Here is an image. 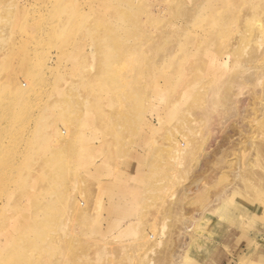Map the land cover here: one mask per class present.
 I'll return each instance as SVG.
<instances>
[{
  "label": "rangeland",
  "instance_id": "rangeland-1",
  "mask_svg": "<svg viewBox=\"0 0 264 264\" xmlns=\"http://www.w3.org/2000/svg\"><path fill=\"white\" fill-rule=\"evenodd\" d=\"M0 102V264H264V0H0Z\"/></svg>",
  "mask_w": 264,
  "mask_h": 264
},
{
  "label": "bare ground",
  "instance_id": "bare-ground-1",
  "mask_svg": "<svg viewBox=\"0 0 264 264\" xmlns=\"http://www.w3.org/2000/svg\"><path fill=\"white\" fill-rule=\"evenodd\" d=\"M23 92H22V90H20L19 92H17V95H21ZM3 101H5V100H2V102ZM1 103V102H0ZM4 104V103H3ZM3 104H1L2 106H3ZM6 105H8V102L6 101V103H5ZM9 117H11L12 119H15V118H17V120H19L20 118H21V114H19V113H12V114H9L8 115ZM1 165V164H0ZM227 204H228V202H227Z\"/></svg>",
  "mask_w": 264,
  "mask_h": 264
}]
</instances>
